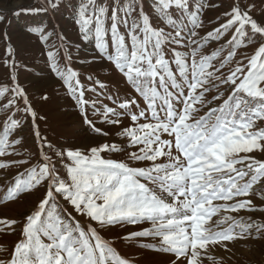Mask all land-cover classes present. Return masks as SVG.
I'll list each match as a JSON object with an SVG mask.
<instances>
[{
	"label": "snow or ice",
	"instance_id": "snow-or-ice-1",
	"mask_svg": "<svg viewBox=\"0 0 264 264\" xmlns=\"http://www.w3.org/2000/svg\"><path fill=\"white\" fill-rule=\"evenodd\" d=\"M153 5L156 18L163 20L165 26H154L153 17L144 11L139 0H105L102 4L87 0L75 21L82 39L95 38L97 49L144 101L143 108L135 97L118 107L99 100L91 103L103 123L122 125L127 117L130 124L117 133L137 149L127 153V161H145L149 165L132 167L124 160L105 158L102 153L125 151L116 143H101L86 151L55 150L41 138V161L18 173L7 187L4 200L15 199L44 182L45 195L26 216L22 239L16 243L11 258L0 260V264H131L100 236L97 227L82 226L70 213L62 215L53 203L57 196L100 227L150 222L151 227L130 232L123 239L159 238L161 250L175 255L172 264H204L205 259H216L208 255L210 247L223 245L227 249L226 242L238 238L237 228L249 234L253 229L259 232L264 228L230 214L240 210L264 211L246 198L254 185L264 182V159L253 155L264 153V127L257 125V121L264 123V43L246 57L247 64L236 61L227 75L223 71L234 60L241 38L252 42L249 31L264 36V21L254 19L250 8L234 5L222 14L223 23L199 37L196 29L203 25L200 9L204 4H197L195 12L191 11L190 0H153ZM49 6L55 8L57 3L49 0ZM207 7L219 5L209 3ZM174 11L189 14L186 18H190L193 27L187 36L183 21L177 23ZM168 26L171 31L166 30ZM229 31L232 36L225 42L227 51L221 45L210 55L200 54L204 41H218ZM180 47L189 51L181 52ZM55 55L48 53L53 60ZM52 70L81 106L85 122L94 132L107 136L87 119L89 101L85 99L79 73L70 68L62 70L55 63ZM221 85L231 89L227 97L219 91ZM214 89L216 94L208 99L206 94ZM8 91L6 86H0V96ZM13 91L27 101L19 85ZM159 101L164 105L163 115ZM14 104L15 100L10 99L6 107ZM24 111H31L36 117L30 105ZM19 126L20 121L13 116L5 121L0 156L8 155L7 148L21 143L20 139H8ZM35 134L40 137L38 129ZM164 134L170 138L163 139ZM45 148L53 150L55 160ZM58 161L64 164V177L57 169ZM28 163L27 159L0 161V169ZM260 199L264 200V195ZM214 216L218 218L213 220ZM248 219L251 221V217ZM0 223L11 225L17 221Z\"/></svg>",
	"mask_w": 264,
	"mask_h": 264
},
{
	"label": "rangeland",
	"instance_id": "rangeland-1",
	"mask_svg": "<svg viewBox=\"0 0 264 264\" xmlns=\"http://www.w3.org/2000/svg\"><path fill=\"white\" fill-rule=\"evenodd\" d=\"M54 2L57 3L55 8L49 6V0H0V17H2L0 19V86L9 89L0 96V137L4 135L5 121L9 116H13L20 121V126L11 131L8 139L9 142L21 140L20 144L7 148L8 155L0 156V161L5 163L24 159L29 161L28 164H9L7 169H0V220L17 221L16 224L11 225L0 223V260L5 261L11 258L16 243L22 239L26 216L35 209L45 195L46 182L31 191L20 193L15 199L4 200L7 187L14 182L18 173L25 172L41 161L39 148L41 138L50 142L55 150L80 148L86 151L101 143H116L125 151L102 153L105 158L124 160L132 167H147L150 163L127 161V153L137 150L128 145L126 138L117 135L122 127L130 124L127 117L123 118L122 125L114 126L103 123L93 109L91 102L95 100L102 101L104 105L118 107L121 102L135 97L141 108L145 107V104L123 74L115 69L113 63L97 49L95 38L82 39L75 21L81 5L86 4L87 0H54ZM96 2L102 4L105 0H96ZM122 2L126 3L127 0ZM139 2L142 3L144 11L153 17L154 26H165L163 20L156 18L153 0H139ZM190 2L192 12L197 10V4L205 5L200 9L203 25L196 29L199 37H205L208 31L223 23L222 14L234 5H239L245 10L250 8V15L254 19L258 22L264 21V0H190ZM108 3H111V0H108ZM209 3L217 4L219 7H207ZM173 15L178 17L177 23L183 21L184 35L187 36L189 29L193 27L190 18H186L189 14L181 15L174 11ZM166 30L171 31V27L168 26ZM123 31L122 27L121 32ZM231 36L232 31H229L218 41L215 39L204 41L200 54L210 55L221 45H224L227 51L228 45L225 42ZM249 37L251 43L248 38H241L242 42L237 48L234 60L223 70L225 75L230 69L235 68L236 61L247 64L246 57H251L260 43H264V36L260 34L253 35L249 31ZM178 50L184 53L189 51L183 47ZM50 51L56 54L55 60L48 56ZM109 51H112L111 47ZM165 51H168L167 46ZM226 51L221 54V58L226 55ZM54 63L62 70L70 68L79 73L78 78L85 87V99L89 101L86 106L87 119L92 120L96 127L108 133L107 136L94 132L85 122L81 106L72 98L65 82L52 70ZM213 63L217 64L218 61ZM173 68L175 70V66ZM89 76L92 80L88 79ZM94 81L100 83H93ZM17 85L26 93L27 101L13 91ZM93 88L95 91L92 90ZM219 91L224 92L227 97L231 89L227 85H221ZM215 94L214 89L206 95L211 99ZM10 99H14L15 104L6 107ZM28 105L35 111V118L32 117L31 111H24ZM163 107V102L159 101L158 108L161 115H163ZM97 108H100L99 103ZM205 110L200 114L203 115ZM257 125L264 127L261 121H257ZM37 129L40 133L39 138L35 134ZM162 138L170 137L164 134ZM44 151L54 160L56 159L53 150L45 148ZM17 152L21 154L17 155ZM253 155L257 159H264V153L255 152ZM56 166L60 175L64 177V164L58 161ZM262 195H264V182L254 185L250 196L246 198L252 199L257 208H264V200L260 199ZM53 203L62 215L70 213L71 217L82 226L97 227L100 236L109 241L123 258L129 259L131 264H172L176 259L174 254L161 250L159 238L149 236L133 240L123 239L130 232L151 227L150 222L100 227L88 217L75 212L62 197L57 196ZM230 214L238 220L242 218L244 223L255 222L264 225V211L240 210L239 213ZM217 218L212 217L213 220ZM236 234L237 239L226 242L227 249L223 245L210 247L208 255L216 259H205L204 264H264V228L259 232L253 229L250 234L241 233L237 228ZM45 242H47L46 238ZM143 245H156V247H143Z\"/></svg>",
	"mask_w": 264,
	"mask_h": 264
}]
</instances>
